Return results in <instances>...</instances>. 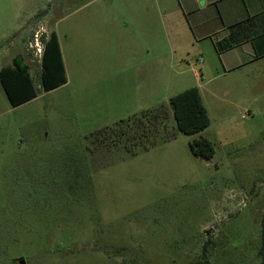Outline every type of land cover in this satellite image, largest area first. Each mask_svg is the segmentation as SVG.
<instances>
[{
    "label": "rangeland",
    "instance_id": "obj_1",
    "mask_svg": "<svg viewBox=\"0 0 264 264\" xmlns=\"http://www.w3.org/2000/svg\"><path fill=\"white\" fill-rule=\"evenodd\" d=\"M84 5L123 14L126 0H0V54L16 36L0 69L23 56L40 91L14 108L0 82V264H262L264 59L227 76L215 59L214 79L203 76L199 49L177 39L178 0H158L157 94L124 103L119 73L45 93L29 44L42 28L63 37L73 17L60 19ZM194 86L211 123L188 135L170 99ZM162 104L170 141L163 134L129 149L91 136ZM202 138L211 159L191 149Z\"/></svg>",
    "mask_w": 264,
    "mask_h": 264
},
{
    "label": "crops",
    "instance_id": "obj_2",
    "mask_svg": "<svg viewBox=\"0 0 264 264\" xmlns=\"http://www.w3.org/2000/svg\"><path fill=\"white\" fill-rule=\"evenodd\" d=\"M178 2L180 10L176 16L182 18V23L177 39L183 45L199 49L207 62L201 67L203 76L213 77L214 70L218 72V67L208 66L209 61L215 59L220 60L224 76L242 69L248 63L264 59V0ZM157 5L158 0H126L123 14L104 10L101 15L88 11V6L84 5L60 19L61 22L69 16L73 17L63 37L50 27L51 32H56L60 44L66 84L70 78L81 85L84 79L93 77L95 73H119L117 94L124 103L147 100L148 96L157 94ZM82 11L87 12L79 15ZM1 38L4 39L5 35ZM15 45L16 36L14 41L1 46L0 62L4 59L3 53H8L9 46L13 48ZM196 78L200 79L199 73H196ZM194 87L201 92L200 86ZM111 89L114 91V88Z\"/></svg>",
    "mask_w": 264,
    "mask_h": 264
},
{
    "label": "trees",
    "instance_id": "obj_3",
    "mask_svg": "<svg viewBox=\"0 0 264 264\" xmlns=\"http://www.w3.org/2000/svg\"><path fill=\"white\" fill-rule=\"evenodd\" d=\"M43 41L45 42V51L40 79L43 92L49 93L65 85L67 77L56 32H51L48 39L43 38ZM0 82L14 108L36 99L40 93L33 80L30 67L21 55L14 58L12 66L0 70ZM170 107L177 129L184 134H199L211 123L208 109L198 87H192L171 97ZM169 109L168 106L162 104L156 109L144 110L139 115L126 121H120L111 127H105L91 136H95L96 139L104 137L106 141L109 138L113 145L125 142L129 149L138 142L149 141L144 143L145 148L148 149L156 144V137L159 138L163 134L161 139L164 141L175 138V133L168 131V123L171 118ZM166 133H169L167 137ZM113 137H118V139ZM152 138H154V142L151 141ZM191 149L195 155L205 159H211L215 154L212 142L206 138L194 141L191 144ZM261 239L260 255L262 264H264V217Z\"/></svg>",
    "mask_w": 264,
    "mask_h": 264
},
{
    "label": "built area",
    "instance_id": "obj_4",
    "mask_svg": "<svg viewBox=\"0 0 264 264\" xmlns=\"http://www.w3.org/2000/svg\"><path fill=\"white\" fill-rule=\"evenodd\" d=\"M47 30L40 29L34 35L33 41L29 44L28 52L32 55L33 61L37 62L39 65L42 64V59L45 51V42L43 41V37L48 39L49 36H45L47 34ZM200 63L202 59L199 60Z\"/></svg>",
    "mask_w": 264,
    "mask_h": 264
},
{
    "label": "flooded vegetation",
    "instance_id": "obj_5",
    "mask_svg": "<svg viewBox=\"0 0 264 264\" xmlns=\"http://www.w3.org/2000/svg\"><path fill=\"white\" fill-rule=\"evenodd\" d=\"M75 175H76V173H73V172H71V182H70V186H74V183H75ZM19 261L20 260H17V263L19 264Z\"/></svg>",
    "mask_w": 264,
    "mask_h": 264
},
{
    "label": "water",
    "instance_id": "obj_6",
    "mask_svg": "<svg viewBox=\"0 0 264 264\" xmlns=\"http://www.w3.org/2000/svg\"><path fill=\"white\" fill-rule=\"evenodd\" d=\"M19 264H25V262L23 260H20Z\"/></svg>",
    "mask_w": 264,
    "mask_h": 264
}]
</instances>
